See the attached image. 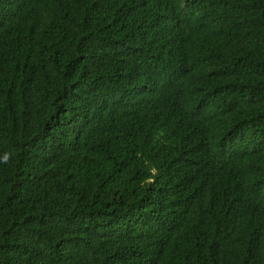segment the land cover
I'll return each instance as SVG.
<instances>
[{
  "label": "trees",
  "instance_id": "trees-1",
  "mask_svg": "<svg viewBox=\"0 0 264 264\" xmlns=\"http://www.w3.org/2000/svg\"><path fill=\"white\" fill-rule=\"evenodd\" d=\"M0 264H264V0H0Z\"/></svg>",
  "mask_w": 264,
  "mask_h": 264
},
{
  "label": "clouds",
  "instance_id": "clouds-1",
  "mask_svg": "<svg viewBox=\"0 0 264 264\" xmlns=\"http://www.w3.org/2000/svg\"><path fill=\"white\" fill-rule=\"evenodd\" d=\"M9 159V154H5V156L3 157V162H7Z\"/></svg>",
  "mask_w": 264,
  "mask_h": 264
}]
</instances>
